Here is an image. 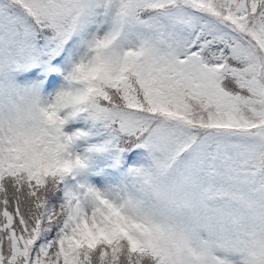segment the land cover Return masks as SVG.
<instances>
[{
  "label": "snow or ice",
  "instance_id": "1",
  "mask_svg": "<svg viewBox=\"0 0 264 264\" xmlns=\"http://www.w3.org/2000/svg\"><path fill=\"white\" fill-rule=\"evenodd\" d=\"M0 264H264V0H0Z\"/></svg>",
  "mask_w": 264,
  "mask_h": 264
}]
</instances>
